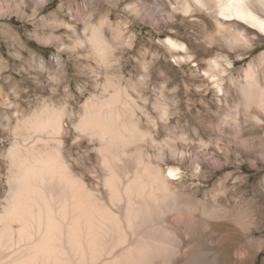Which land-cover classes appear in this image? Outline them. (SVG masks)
I'll list each match as a JSON object with an SVG mask.
<instances>
[{
  "label": "rangeland",
  "instance_id": "1",
  "mask_svg": "<svg viewBox=\"0 0 264 264\" xmlns=\"http://www.w3.org/2000/svg\"><path fill=\"white\" fill-rule=\"evenodd\" d=\"M187 1L195 6L193 0H0V209L10 189L7 150L15 140L31 145L37 137L17 123L43 102L64 113L59 138L76 173L106 194L100 144L77 122L92 94L119 85L135 98L136 114L151 130V158L163 171L175 169L181 189L234 208L248 224H203L200 230L215 236L210 245L220 264H264L262 243L250 248L252 261L239 259L250 256L245 236L253 231L264 238V112L245 109L238 91L250 66L264 84V33L251 29L250 41L237 45L215 14L200 7L191 12ZM106 20L103 33L113 45L102 59L86 39ZM168 37L181 45L172 47ZM54 138L45 133L39 142L54 145ZM184 208L175 207L167 219L192 231L197 218ZM168 221L161 229L181 257L191 243L183 245Z\"/></svg>",
  "mask_w": 264,
  "mask_h": 264
},
{
  "label": "bare ground",
  "instance_id": "2",
  "mask_svg": "<svg viewBox=\"0 0 264 264\" xmlns=\"http://www.w3.org/2000/svg\"><path fill=\"white\" fill-rule=\"evenodd\" d=\"M187 2L191 12L202 8L215 14L219 28L234 35L237 45L250 41L251 29L264 27L260 12L264 11V0H193L194 7ZM104 23L107 20L93 26L86 39L91 52L102 59L113 45L103 33ZM166 41L174 48L181 45L172 37ZM122 90L118 85L112 93L92 94L77 122L80 131L100 144L106 194L90 188L69 162L59 138L64 132L61 108L43 102L24 116L23 123H17L28 135L37 137L31 145L15 140L7 150L10 189L6 205L0 209V264L221 263L220 252L211 246L215 236L201 231L203 224L226 219L238 229L247 223L234 208L211 204L208 198L199 199L181 189L175 182V169H170L173 176L163 171L151 158L147 147L151 130L142 126L133 105L135 98ZM238 91L245 109L255 107L264 112V84L252 66ZM254 117L259 120L261 116ZM45 133L57 137L54 145L39 142ZM259 202L264 204V197ZM179 205L185 207L186 215L197 218H192V231L187 225L168 221L167 215L176 213L174 208ZM166 220L183 245L191 243L181 257L176 254L179 247L173 237L161 229ZM252 233L245 236L250 256L244 254L239 258L242 261H252L250 248L264 245V238H255Z\"/></svg>",
  "mask_w": 264,
  "mask_h": 264
},
{
  "label": "snow or ice",
  "instance_id": "3",
  "mask_svg": "<svg viewBox=\"0 0 264 264\" xmlns=\"http://www.w3.org/2000/svg\"><path fill=\"white\" fill-rule=\"evenodd\" d=\"M260 32H261V33H264V27H262V28L260 29ZM169 43H171V41H169ZM167 175H168V176H173V173H172L171 171H169V172L167 173Z\"/></svg>",
  "mask_w": 264,
  "mask_h": 264
}]
</instances>
